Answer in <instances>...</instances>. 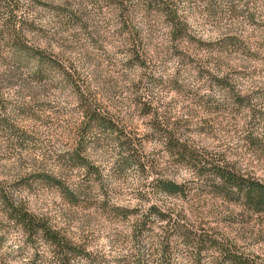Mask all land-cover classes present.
<instances>
[{
    "label": "rangeland",
    "instance_id": "374dc122",
    "mask_svg": "<svg viewBox=\"0 0 264 264\" xmlns=\"http://www.w3.org/2000/svg\"><path fill=\"white\" fill-rule=\"evenodd\" d=\"M16 1L36 27L24 24L28 41L55 63L41 75L13 53L0 0V188L77 248L72 264H227L217 246L170 238L152 207L264 260V215L219 193L168 138L264 178V0ZM90 106L113 124L87 125ZM58 253L0 199V264H58Z\"/></svg>",
    "mask_w": 264,
    "mask_h": 264
},
{
    "label": "trees",
    "instance_id": "16d2710c",
    "mask_svg": "<svg viewBox=\"0 0 264 264\" xmlns=\"http://www.w3.org/2000/svg\"><path fill=\"white\" fill-rule=\"evenodd\" d=\"M11 6L12 8H10ZM20 6L21 4L16 0H7V9H5L4 12L7 16L2 30V37H7L6 44L11 47L14 51L13 53L24 54L32 58L33 61L35 60L40 65V73L43 75L46 73L47 68L52 67L55 62L51 56H47L49 54L48 50L28 41V36L24 32L26 31L24 24L28 26L29 30H33L36 27H34L33 22L26 20L19 14ZM172 26L173 28L179 27L176 19H173ZM178 30L179 32L181 31L180 29ZM87 118V125L94 124L96 126H104L105 124H113L108 116H104L99 110L91 106L88 109ZM168 138L171 150H178V154L181 155V157H191L192 159L197 160L200 168L198 173L205 176L209 175L208 181L219 191V193L226 192L227 195L235 194L249 212L264 215V178L243 173L226 164L202 160L203 158H200L201 156H199L187 143L170 134H168ZM156 188L168 195L181 196L185 194V186L164 179H158L156 181ZM0 199L1 203L5 206L8 218L22 228L26 235L39 238L43 242L54 246L56 250H59V253L57 254L60 257L58 264H72L73 255L77 253V248L69 241L65 240L63 236L52 227L47 219L38 217L27 208L18 204L13 196H9V194L1 188ZM150 212L151 214L154 213L156 217H159L160 221L167 222L162 227L164 228L165 233L168 235L170 234V238L171 236H180L184 239L183 241L185 243L197 245L200 251L208 249V247L211 246H217L218 250L221 252V257L223 258L224 263L264 264V260L258 259L255 256L246 253L232 252L231 248H225V246L217 242L216 239H204L202 235L199 236L197 234H192L190 230L181 226L179 222L174 221L173 223V216L161 208L152 207ZM141 226V229H147L150 227L146 220L141 223ZM169 240L168 237L164 239V247L162 246L163 250L170 246ZM79 253L80 255H84L87 252L78 247V255ZM165 255L166 254H163V256ZM164 264L170 263L164 261Z\"/></svg>",
    "mask_w": 264,
    "mask_h": 264
}]
</instances>
